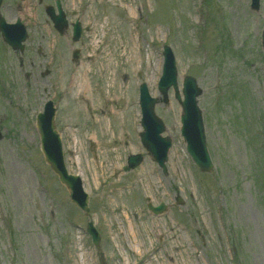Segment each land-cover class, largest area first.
<instances>
[{
  "label": "rangeland",
  "instance_id": "rangeland-1",
  "mask_svg": "<svg viewBox=\"0 0 264 264\" xmlns=\"http://www.w3.org/2000/svg\"><path fill=\"white\" fill-rule=\"evenodd\" d=\"M259 1L254 11L252 0H61L70 23L83 24L74 44L72 28L59 34L46 15L55 0H3L0 15L19 20L29 38L20 53L0 34V264H264ZM24 3L31 15L19 10ZM166 45L180 93L186 76L203 91L210 172L186 153L172 89L169 103L155 108L173 143L166 174L141 145L139 87L162 98ZM76 78L92 102L75 97ZM50 100L89 214L71 202L40 150L36 119ZM137 154L144 161L132 170L128 158ZM149 204L167 211L155 217ZM90 220L99 250L85 231Z\"/></svg>",
  "mask_w": 264,
  "mask_h": 264
},
{
  "label": "water",
  "instance_id": "water-1",
  "mask_svg": "<svg viewBox=\"0 0 264 264\" xmlns=\"http://www.w3.org/2000/svg\"><path fill=\"white\" fill-rule=\"evenodd\" d=\"M2 0H0L1 4ZM259 0L254 1V6L258 9ZM59 15H56L54 9L49 8L47 15L54 22L55 27L60 32H64L67 28L68 22L65 14H63L60 3L58 2ZM1 30L7 39L8 43L14 50H24L22 46L23 42L27 39V33L25 27L18 23L17 25H7L3 19H0ZM75 38L74 42L79 40L81 35V24L75 23ZM264 46V45H263ZM165 66L164 73L159 84V91L164 97V103H168V92L171 87L176 92L178 102H180L183 108L182 122V134L188 144V152L193 157L195 163H197L203 171H209L212 169L213 164L211 162L209 153L207 152L205 129L202 118V112L198 107L197 98L201 96L202 90L198 88L197 82L194 78L186 77L184 81L183 95L185 100L182 101L179 95L178 83H177V68L176 62L172 50L166 48L165 50ZM77 57V55H76ZM142 97V110H143V127L145 133L142 135L143 145L147 150L155 157L157 162L165 170V162L167 161L168 150L171 147V141L169 139H163L161 134L165 131V126L162 121L155 115V106L159 102L157 99L151 98L146 86L141 89ZM53 105L49 104L46 108V112L40 115L38 119V129L41 135L42 149L47 162L52 166V170L60 177V181L67 186L70 190L71 200L76 203L85 213H89V197L82 189V182L79 178L70 177L64 163L62 145L59 136L55 132L54 116L55 110ZM142 162L140 156L131 157L129 164L131 168L136 167ZM165 210V206L162 205L157 209H153L155 213H161ZM88 233L93 237L94 244L99 247L100 235L95 230L92 222L88 225Z\"/></svg>",
  "mask_w": 264,
  "mask_h": 264
},
{
  "label": "bare ground",
  "instance_id": "bare-ground-1",
  "mask_svg": "<svg viewBox=\"0 0 264 264\" xmlns=\"http://www.w3.org/2000/svg\"><path fill=\"white\" fill-rule=\"evenodd\" d=\"M30 5L28 3H24L23 5L19 6V10L23 13V14H29L31 15L30 13V9H29ZM69 88L72 90V91H77L76 94H75V97L77 98L80 97V95H83L81 97H84V99H86L87 101H90L92 102L93 101V96H87L86 95V91H88L87 89V85L82 82L79 78H76L74 80H72V82H70V85H69ZM113 99L112 97L109 98V100ZM108 114V113H107ZM112 115L114 116L115 113L112 112ZM99 123H102L103 121L102 120H98ZM110 126L108 125V128ZM108 132H111L110 128L109 130H107L105 132V134H108ZM76 141H74L75 143ZM77 144V143H76ZM78 145V144H77ZM74 154L76 152H73Z\"/></svg>",
  "mask_w": 264,
  "mask_h": 264
}]
</instances>
